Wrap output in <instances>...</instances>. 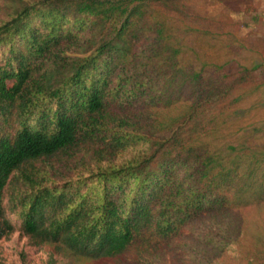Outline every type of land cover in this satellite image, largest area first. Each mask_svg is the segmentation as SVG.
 <instances>
[{
    "label": "trees",
    "instance_id": "trees-1",
    "mask_svg": "<svg viewBox=\"0 0 264 264\" xmlns=\"http://www.w3.org/2000/svg\"><path fill=\"white\" fill-rule=\"evenodd\" d=\"M193 1L0 0V239L149 260L213 222L200 264H264V38Z\"/></svg>",
    "mask_w": 264,
    "mask_h": 264
},
{
    "label": "rangeland",
    "instance_id": "rangeland-1",
    "mask_svg": "<svg viewBox=\"0 0 264 264\" xmlns=\"http://www.w3.org/2000/svg\"><path fill=\"white\" fill-rule=\"evenodd\" d=\"M231 6L243 19L245 26L243 32L252 37L264 38V1L257 0H194L190 11L203 15L215 16L224 6ZM0 50V57H2ZM256 76L264 80V70L258 69ZM57 163V161H54ZM71 170L74 163L70 164ZM73 171V170H72ZM73 176L72 172L68 174ZM58 181H61L58 179ZM7 203V199L5 201ZM241 217L247 239H250L257 230L264 232V209L255 207L243 209ZM7 218L15 224L16 230L8 233L0 239V264H66V259L53 246L46 243H38L24 235L21 230V221L10 211ZM213 223V222H212ZM211 222L197 221L184 227L174 238L172 245L164 250L157 259L149 256V260L139 257L134 251L123 259H101L100 261H88L83 264H200L210 256V247L206 241L212 244L220 237L218 231L212 230ZM259 231V232H260ZM201 241L206 243L202 244ZM201 243V244H200Z\"/></svg>",
    "mask_w": 264,
    "mask_h": 264
}]
</instances>
